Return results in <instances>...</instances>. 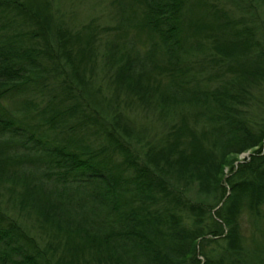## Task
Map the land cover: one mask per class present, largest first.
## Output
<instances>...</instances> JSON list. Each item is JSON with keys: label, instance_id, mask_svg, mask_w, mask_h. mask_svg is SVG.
Wrapping results in <instances>:
<instances>
[{"label": "trees", "instance_id": "obj_1", "mask_svg": "<svg viewBox=\"0 0 264 264\" xmlns=\"http://www.w3.org/2000/svg\"><path fill=\"white\" fill-rule=\"evenodd\" d=\"M59 1L0 0V264H264V0Z\"/></svg>", "mask_w": 264, "mask_h": 264}, {"label": "rangeland", "instance_id": "obj_2", "mask_svg": "<svg viewBox=\"0 0 264 264\" xmlns=\"http://www.w3.org/2000/svg\"><path fill=\"white\" fill-rule=\"evenodd\" d=\"M111 0H60L58 2L59 10L62 16L59 15V17H62V20L64 18V21H67L70 26L76 27L80 24H83L84 22H88L90 19L95 20V22L100 26H107V25H113L115 23V9L113 6L110 5ZM69 10L72 14H70V18H68ZM261 10L256 11L258 15L260 14ZM235 17H238L240 13L238 11H234ZM68 18V19H66ZM100 49L98 50V58H97V66L95 69V82L96 84H99L101 86V95H110L111 88L108 85V79L106 75H103L104 71L102 70V60L100 54L103 51V46L100 45ZM256 92H259L256 90ZM5 103L7 107H11L13 100L5 99ZM126 113L128 116L139 123H145V122H151L153 124H160V119H158L157 111L148 112L141 108H137L135 104L129 108L126 109ZM90 140L93 141L94 138L90 137ZM97 145V140L93 143V145ZM248 153H242L238 156V160L247 157ZM227 166L224 168V173H226ZM226 176V175H225ZM224 179V177L222 178ZM7 196L4 194H0V212L5 214L6 216H10L12 218H15L20 225L25 228L26 230H29L31 235H37L41 233V231L37 228V226H32V219H28L24 213H19L17 207H11V203L9 204L7 201ZM244 220H242V229L244 230L246 228V224H244ZM41 235V234H40ZM39 236V235H38ZM36 236V237H38ZM42 236V235H41ZM199 261H202V256H197Z\"/></svg>", "mask_w": 264, "mask_h": 264}]
</instances>
